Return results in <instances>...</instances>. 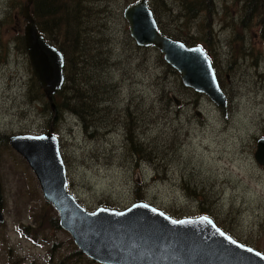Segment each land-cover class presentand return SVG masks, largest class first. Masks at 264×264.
I'll list each match as a JSON object with an SVG mask.
<instances>
[{
    "label": "rangeland",
    "instance_id": "obj_1",
    "mask_svg": "<svg viewBox=\"0 0 264 264\" xmlns=\"http://www.w3.org/2000/svg\"><path fill=\"white\" fill-rule=\"evenodd\" d=\"M20 1L0 0V264H49L70 254L64 264H100L73 259L69 233L50 223L55 210L7 142L13 133L47 129L59 140L67 188L85 208H122L139 195L173 217L209 215L233 238L264 253V166L252 156L255 138L264 136V26L255 17L240 24L242 0H212L209 18L200 13L187 20L178 0H165L169 15L162 20L171 15L172 28L205 45L226 95L225 116L206 94L183 85L152 45L137 47L121 15L135 0L86 1L100 9L93 18L111 50L104 72L112 84L110 101L102 99L96 108L106 107L113 126L101 122L90 136L78 115L62 109L53 119L44 94L39 97L19 40ZM96 108L90 116L98 115ZM126 126L143 141L136 155L128 150Z\"/></svg>",
    "mask_w": 264,
    "mask_h": 264
},
{
    "label": "water",
    "instance_id": "obj_2",
    "mask_svg": "<svg viewBox=\"0 0 264 264\" xmlns=\"http://www.w3.org/2000/svg\"><path fill=\"white\" fill-rule=\"evenodd\" d=\"M30 2L21 8L24 48L31 72L54 108L52 96L64 80V58L38 31ZM121 15L135 44L155 46L183 85L203 92L223 116L227 114L226 95L201 45H187L160 32L147 0L125 4ZM7 142L27 162L58 225L85 256L100 264H264L263 252L233 238L205 214L175 218L144 200L123 208H85L67 189L59 140L51 129L13 133ZM252 156L264 166V136L256 137Z\"/></svg>",
    "mask_w": 264,
    "mask_h": 264
},
{
    "label": "trees",
    "instance_id": "obj_3",
    "mask_svg": "<svg viewBox=\"0 0 264 264\" xmlns=\"http://www.w3.org/2000/svg\"><path fill=\"white\" fill-rule=\"evenodd\" d=\"M21 1L24 4L26 0ZM86 1L91 2L92 0H31L29 12L38 31L46 40L56 45L64 58V80L61 87L52 96L55 111L51 117L53 119L59 118L60 110L67 109L80 117L81 121H79L83 132L90 136L103 126L101 122H104L107 126H113L112 121H108L105 116L106 107L96 108L100 100L108 99L109 87L112 86L104 73L109 65L108 59L111 56V50L108 46V40L103 37L99 24H95V18H93L94 14L98 13L100 9L87 7L85 5ZM154 1L148 3V5L160 32L181 40L185 44L202 43L196 40V36L191 34L185 35L179 29L172 28L169 25L171 15L168 20L162 22L169 15L166 12L168 7L165 0ZM178 1L179 12L186 20L188 18H195L200 13H202L204 19H207L214 10L212 0ZM241 9L240 24L244 25L255 17V22L260 27L264 26V0H242ZM260 34L264 37V32ZM19 40L24 50L22 34H19ZM205 40L209 41V26L208 32L205 33ZM202 45L206 50L205 45L203 43ZM152 47L156 50L159 60L175 72L174 68L163 61L162 55L157 48ZM206 52L208 53V50ZM32 83L36 87L39 97H42L43 92L41 88L36 86L35 80H32ZM44 103L47 106L46 99H44ZM95 108L96 111L98 110V115L95 112V116H90L95 111ZM49 115H51V112ZM130 130L133 131L131 127L126 126L125 139L128 143V150L136 155V153L142 152L143 141ZM148 159L150 157H147L146 160ZM138 189L139 186L136 185L133 188V192ZM142 199L139 195L135 196V200ZM48 207L51 210L52 207ZM49 220L55 227L59 226L55 211L49 213ZM72 251V254L75 255L73 258L75 261L79 257H85L87 260L95 263V261L86 257L75 244H73ZM52 253V249H49L47 253L48 258L52 257ZM70 255H64L59 262L64 264L63 259ZM59 262L53 263L49 261V264H57Z\"/></svg>",
    "mask_w": 264,
    "mask_h": 264
},
{
    "label": "bare ground",
    "instance_id": "obj_4",
    "mask_svg": "<svg viewBox=\"0 0 264 264\" xmlns=\"http://www.w3.org/2000/svg\"><path fill=\"white\" fill-rule=\"evenodd\" d=\"M76 10V9H75ZM51 108V107H50ZM51 110L54 112L55 111V104H54V108H51Z\"/></svg>",
    "mask_w": 264,
    "mask_h": 264
}]
</instances>
